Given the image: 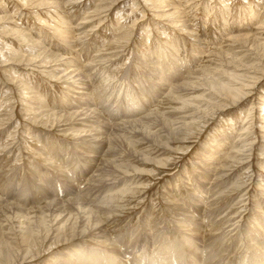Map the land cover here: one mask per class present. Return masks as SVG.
<instances>
[{
  "label": "rangeland",
  "instance_id": "rangeland-1",
  "mask_svg": "<svg viewBox=\"0 0 264 264\" xmlns=\"http://www.w3.org/2000/svg\"><path fill=\"white\" fill-rule=\"evenodd\" d=\"M0 18V264H65L77 245L102 247L77 236L84 206L112 243L101 248L110 264H157L169 244L162 264L261 259L264 53L253 40L264 39V0H0ZM159 76L168 95L154 94ZM209 79L250 87L233 100ZM76 111L103 144L74 138ZM148 114L157 120L137 134L120 129ZM198 223L196 250L183 235Z\"/></svg>",
  "mask_w": 264,
  "mask_h": 264
},
{
  "label": "bare ground",
  "instance_id": "bare-ground-1",
  "mask_svg": "<svg viewBox=\"0 0 264 264\" xmlns=\"http://www.w3.org/2000/svg\"><path fill=\"white\" fill-rule=\"evenodd\" d=\"M56 4V3H55ZM55 6V5H54ZM98 12V11H97ZM168 12H166V14H167ZM173 13V12H172ZM249 14H252V13H249ZM247 17V14L245 15V18ZM1 19V18H0ZM216 19H218V18H216ZM264 25V24H263ZM250 31V30H249ZM249 34V33H248ZM245 34H243V35H241V36H244ZM240 36V37H241ZM245 36H247V40L250 38V37H248V35H245ZM244 36V37H245ZM239 38V37H238ZM238 40V39H237ZM247 40H245V41H247ZM235 41H236V38H235ZM240 41V40H239ZM250 41V40H249ZM206 42V41H205ZM244 42V41H243ZM253 42H254V47H255V45H256V48L257 47H260V50L262 51V54L264 53V39H258V41H257V39H254L253 40ZM249 43V42H248ZM251 43V42H250ZM208 44V43H207ZM172 48V47H171ZM174 48V47H173ZM256 48H254V49H256ZM204 49H205V47H204ZM204 49H202V50H204ZM172 50V49H171ZM173 51V50H172ZM259 51V50H258ZM257 51V52H258ZM176 52V51H175ZM179 52V51H178ZM173 53V52H172ZM76 54V53H75ZM255 55H256V53H255ZM258 55H259V53H258ZM161 56V55H160ZM177 56H178V54H177ZM263 56V55H262ZM144 58V57H143ZM260 58V57H259ZM263 58H264V56H263ZM262 60V59H261ZM160 61V60H159ZM143 62V61H142ZM163 62V61H162ZM148 63V62H147ZM67 64H73V62H68L67 61ZM149 64H150V62H149ZM250 64V63H249ZM261 64V63H260ZM151 65V64H150ZM253 64H251L250 66H252ZM46 66V65H45ZM239 66V65H238ZM85 67H87V65H85L84 66V69H86ZM149 67V66H148ZM247 67V66H246ZM175 68V67H174ZM240 68H242V67H240ZM247 68H249V66L247 67ZM250 68H252V67H250ZM254 68V67H253ZM264 68V67H263ZM76 69H78V68H76ZM257 69V68H256ZM262 68H260V70H261ZM80 71V70H79ZM173 71V76H177V75H179L180 74V72L181 71H178V72H176L177 70H172ZM171 71V72H172ZM240 71V70H239ZM250 71H252L251 69H250ZM249 71V72H250ZM255 71H257V70H255ZM254 71V72H255ZM264 71V69H262V72ZM81 72V71H80ZM87 72V71H86ZM212 72V71H211ZM237 72V71H236ZM243 72H245V70H242V73ZM253 72V71H252ZM260 72V71H259ZM259 72H258V74H259ZM73 73H78V72H76V71H72V74L71 75H73ZM248 73V72H247ZM257 73V72H256ZM189 74H192V73H189ZM201 74V73H200ZM212 74V73H211ZM215 74V73H214ZM184 75V74H183ZM245 75V74H244ZM75 76V75H74ZM228 77H230L232 80H239L240 78H239V76L240 77H242V75H239V73L238 74H233V75H227ZM250 76V75H249ZM254 76H255V74H254ZM260 76V75H259ZM75 77H78V76H75ZM80 77V76H79ZM78 77V78H79ZM164 77L165 76H159V77H157V80H156V83L154 84L155 85V89H154V94L155 95H160V94H164V93H161L162 91H163V88H164V85L168 82V81H170V80H168L167 81V79H164ZM207 78H210L211 80H212V78L211 77H208V76H206ZM77 78V79H78ZM83 78H87V77H84L83 76ZM155 78H156V76H155ZM245 78V77H244ZM250 78V77H249ZM193 79V78H192ZM203 79V78H202ZM209 79V80H210ZM69 80H71V78H69ZM197 80H199V79H197ZM201 80V79H200ZM204 80V79H203ZM202 80V81H203ZM210 80V81H211ZM257 80V79H256ZM201 81V82H202ZM241 81V80H240ZM245 81V80H244ZM200 82V83H201ZM205 82H207V80L205 81ZM209 82V81H208ZM207 82V83H208ZM212 82V81H211ZM196 83V82H195ZM197 83H199V82H197ZM213 83L214 82H212L211 84H210V86L211 85H213ZM236 83H239L238 81L236 82ZM241 83V82H240ZM246 83V82H245ZM158 84H160V86H157ZM206 84V83H205ZM85 85V84H84ZM75 86V85H74ZM82 86V85H81ZM92 86V85H91ZM157 86V87H156ZM172 86H174V84L172 85ZM172 86H170V88L169 89H167V90H164V91H166L167 93H166V95H168L169 93H170V91H172L173 89H172ZM185 86V85H184ZM183 86V87H184ZM187 86V85H186ZM197 86V85H196ZM214 87L213 88H217L218 90H219V92L220 93H222L224 96H230L231 97V99H233V100H238V99H241L242 98V96H246V95H243V94H245V93H243V88H249L250 87V85H248V84H242L240 87L238 86L237 88H234V86L232 87V86H229V85H227V86H224V85H222V83H221V85H220V83L216 86L215 84L213 85ZM236 86V85H235ZM178 87V86H177ZM188 87H191V86H189L188 85ZM199 87V86H198ZM87 88V87H86ZM175 88V87H174ZM179 88H180V86H179ZM186 88V87H185ZM165 89V88H164ZM172 89V90H171ZM186 89H188V88H186ZM113 91V90H112ZM163 91V92H164ZM177 91V90H176ZM179 91V90H178ZM218 92V93H219ZM76 94V93H75ZM78 94H81V93H78ZM82 94H83V92H82ZM95 94V93H94ZM247 94V93H246ZM84 95V94H83ZM92 94H91V90H90V95L89 94H87V96H85L83 99H85V101L86 100H88V102L89 101H91V100H93V97L91 96ZM221 95V94H220ZM80 96H82V95H80ZM79 97V96H78ZM138 98V97H137ZM77 99H82V98H77ZM227 99V98H226ZM82 101V100H81ZM134 101H136V100H134ZM139 101V100H138ZM138 101H136V102H138ZM149 101V100H148ZM87 102V103H88ZM144 102V101H143ZM146 102V101H145ZM80 103V102H79ZM85 103V102H84ZM139 103H142L141 101L140 102H138L137 104H139ZM185 103V102H184ZM73 104V103H72ZM71 104V105H72ZM93 104V103H92ZM128 104V103H127ZM132 104V103H131ZM130 104V105H131ZM150 104V103H149ZM234 104V103H233ZM70 105V104H69ZM74 105V104H73ZM72 105V106H73ZM90 105V104H89ZM141 105V104H140ZM143 105V104H142ZM146 105V104H145ZM148 105V104H147ZM75 106V105H74ZM136 106V105H135ZM129 107V106H128ZM132 107V106H131ZM140 107H143V106H140ZM140 107L139 108H137V109H135L136 111H138L139 109H140ZM70 108V107H69ZM78 108V107H77ZM133 108H135V107H133ZM40 109V108H39ZM79 109V108H78ZM86 109V108H85ZM132 109V108H131ZM131 109H130V111H131ZM81 109H79V111H80ZM87 110V109H86ZM93 110V109H92ZM133 110V109H132ZM262 110H264V108H262ZM83 112H84V109H83ZM88 112H90L91 114H93V112H91L90 110L88 111ZM151 112V111H150ZM43 113H47V112H42L41 113V116H43V115H45V114H43ZM131 113H133V112H131ZM149 113V112H148ZM47 114H49V113H47ZM91 114L89 115L90 116V118H91ZM51 115V114H50ZM94 115V114H93ZM92 115V116H93ZM153 115V114H152ZM152 115H147V116H143V117H141L139 120H135V122L133 121V122H131V123H129V122H127V123H122V124H119L120 125V129H123V128H125V129H123L124 131H131V133L132 134H137V123H139V124H142V123H145V121H148L147 119H149ZM155 115V114H154ZM68 116H70V117H77V118H79V119H81V118H83L82 120H81V123L79 124V126L80 127H78V128H76V132L74 133V138L76 139V140H79V139H82L83 141H84V143L86 144V140L85 139H88L89 141H92L93 143L95 142H98V143H101V144H103L104 143V141H101L100 139H101V137L103 138V134L101 135L100 134V131L98 132L97 130H94V128H95V126L97 125H91V124H87L86 122H88V121H90L89 120V118H87V112L86 113H77V111L76 112H73V113H69L68 114ZM85 116V117H84ZM97 116V115H96ZM54 117H56L55 119H59L58 121L60 122L61 121V119L63 118V117H65V116H54ZM124 117V116H123ZM127 117V116H126ZM156 117L157 116H153V117H151L150 119L152 120V118L153 119H156ZM66 118V117H65ZM94 119H95V117H93ZM54 119V120H55ZM79 119H77V120H79ZM94 119H93V121H94ZM97 119V118H96ZM127 120V119H126ZM125 120V121H126ZM157 120V119H156ZM224 120V119H223ZM96 121V120H95ZM91 122V121H90ZM107 122V121H106ZM173 122H175V121H173ZM100 123V122H99ZM150 123V122H149ZM172 124V123H171ZM175 124V123H174ZM177 124H179V123H177ZM176 124V125H177ZM181 124V123H180ZM244 124V123H243ZM160 125V124H159ZM183 127L185 126V124L184 123H182L181 124ZM98 126V125H97ZM139 126V125H138ZM168 126V125H167ZM169 126H170V124H169ZM87 127H90V128H87ZM101 127V126H100ZM102 127H103V125H102ZM104 127H106V126H104ZM128 127H130L129 128V130H127V128ZM166 127V126H165ZM97 129H98V127H96ZM172 128V127H171ZM170 128V129H171ZM94 130V133H93V130ZM100 129V128H99ZM135 129V130H134ZM162 129V128H161ZM164 129V128H163ZM169 129V128H168ZM140 130V129H139ZM163 131H165V130H163ZM104 132H106V131H104ZM103 132V133H104ZM167 132V131H166ZM101 133H102V131H101ZM174 133V132H173ZM177 133V132H176ZM107 134V133H106ZM155 134V133H154ZM167 134L169 135V133L167 132ZM101 135V136H100ZM161 136V135H160ZM99 137V138H98ZM105 138V137H104ZM103 138V139H104ZM131 138V137H130ZM109 139V138H108ZM108 143V142H107ZM77 145H81L80 144V142L77 144ZM99 145V144H98ZM75 146V145H74ZM79 147H83L84 148V146L82 145V146H79ZM83 148H82V150H83ZM89 148V147H88ZM85 149V148H84ZM92 150H94L93 148H92ZM107 150V149H106ZM89 152V151H88ZM86 154V153H85ZM95 157V156H94ZM88 158H89V160H90V165L89 166H93L92 168H94L95 167V170H94V172L93 173H95V172H97V171H99L100 169H99V166H101L100 165V163L98 164V165H96V161H95V159H92L93 158V156H88ZM98 159V158H97ZM102 160V159H101ZM98 163V162H97ZM95 187V186H94ZM98 194H100V193H98ZM109 193H107L106 194V197H104V200H105V198H106V200H105V205L106 206H108L110 203H111V200L113 199V201H114V199L118 196V194H119V192H114V193H112V194H110V195H108ZM97 196V195H96ZM102 197H103V195H102ZM70 200V199H69ZM69 200H67V201H69ZM82 200V199H81ZM66 201V202H67ZM112 201V202H113ZM58 202V201H57ZM52 204V203H51ZM68 204H70V205H74V206H77V204H78V201L77 200H73V201H70V202H68ZM16 206V205H15ZM112 206V205H111ZM51 207V210L54 212V213H57V214H55V215H52L51 214V216H52V218H53V216H54V218H55V220H54V222H57V220L58 219H60L61 217H62V214L64 213L63 211L61 212V210H60V208H59V205H58V203H55V205H51L50 206ZM80 207V206H79ZM85 207V206H84ZM84 207H82V208H76V209H82L83 211H82V213H83V217H85L84 219H86V220H84V221H80V232H79V234L77 235V236H82V237H85V236H87V235H91L90 237H92L91 238V242H93L92 244H94V245H99V246H102V247H107V246H111L112 245V243H110L109 245L108 244H106V242H105V240H104V233H103V230H101V228H102V225L100 224V222H97L93 217H92V215H91V213L88 211H85L83 208ZM17 208V207H16ZM58 208V209H57ZM42 209V208H41ZM62 209V208H61ZM51 211V212H52ZM78 211V210H77ZM76 211V212H77ZM98 211V210H97ZM43 212V211H42ZM108 212V211H107ZM109 213V212H108ZM66 214V213H65ZM73 214V213H72ZM80 214H81V212H80ZM100 214V213H99ZM77 215V214H76ZM78 215H79V213H78ZM95 215H96V213H95ZM50 216V215H49ZM64 216V215H63ZM56 217H57V219H56ZM73 217V216H72ZM43 218V217H42ZM51 218V217H50ZM66 218V217H65ZM79 218V217H78ZM81 218V217H80ZM98 218V217H97ZM186 218V217H185ZM184 218V219H185ZM188 218V217H187ZM186 218V219H187ZM21 219V218H20ZM48 219V218H47ZM69 219V218H68ZM12 220V219H11ZM53 220V219H52ZM51 220V221H52ZM72 220H74V218L72 219ZM83 220V219H82ZM106 220V219H105ZM253 220H255V219H253ZM70 221V220H69ZM67 219L65 220V222L62 224V225H59L56 229H54V231H60V230H62L66 225L68 226L69 224H67V222H69ZM75 221V220H74ZM256 221V220H255ZM53 223V222H52ZM189 223V222H188ZM205 223V222H204ZM58 224V223H57ZM78 224V223H77ZM189 224H191V225H193L192 223H189ZM73 225V224H72ZM104 225V224H103ZM74 226V225H73ZM194 226V225H193ZM52 227V226H51ZM53 227H56V225L55 226H53ZM61 227V228H60ZM73 228V227H72ZM72 228H70L69 230H71ZM76 227L74 226V230H76L75 229ZM77 229H78V227H77ZM199 229H201V227H200V225H199V223H198V225L196 226V231H195V234H194V236H192L193 234L191 233V236L190 235H188V234H184L183 236H185V237H183L184 238V240H185V243H188V245L190 244V247L192 246L193 248H195L196 250H199V247H200V245H198L196 242H199V240L197 239L198 238V233H201V231L199 232ZM223 229V228H222ZM256 229V228H255ZM50 230V229H49ZM52 230V229H51ZM50 230V231H51ZM192 230V229H191ZM252 228H249V229H247L246 230V233H245V235H248V236H251L250 235V232H252ZM48 231V230H47ZM256 231V230H255ZM75 234V233H74ZM260 234V233H259ZM71 235H73L72 233H71ZM76 235V234H75ZM257 235V234H256ZM261 235H263V233L262 234H260V236ZM47 236V235H46ZM76 236V237H77ZM79 236V237H80ZM189 236L190 237H192L191 239H189ZM253 237H254V235H252ZM251 236V237H252ZM72 237V236H71ZM103 237V238H102ZM257 238H259V237H257ZM89 239V238H88ZM260 239V238H259ZM73 240V239H72ZM108 241V240H107ZM119 241V240H118ZM148 241V240H147ZM112 242V241H111ZM144 242V241H143ZM83 244V243H82ZM82 244H80V245H77L75 248H73L74 246H72L71 248H73V250H71V252L70 253H64V254H66L65 255V260H64V262H65V264H68V263H74V264H82V263H84L85 261H86V259H87V261H88V263H84V264H102L101 262L102 261H106V264L108 263V264H110V263H112V261H113V258H112V256H110V255H112V254H110L109 252L107 253V252H105L104 250H101V248L102 247H100V248H98V249H95V247L93 248V249H90V250H85V248H84V246L82 245ZM113 244H114V242H113ZM195 244V245H194ZM256 245V244H255ZM261 245H264V242L262 243L261 242ZM261 245H259V248L257 249L259 252H257V253H255V255L256 254H258V255H260V253H261V255L263 254V256L261 257V259H259V261L258 262H256L255 264H264V253H262V252H264V247H261ZM115 246V245H114ZM205 246V245H204ZM109 248V247H108ZM164 248V247H163ZM256 248V247H255ZM114 250V249H113ZM256 250V249H255ZM204 251V250H203ZM202 251V253H204ZM111 252H112V250H111ZM174 252H176V249L174 250L172 247H171V245L169 244V246H168V248H165V249H163V251H162V253H165L168 257H167V259H170L171 258V256L173 255V253ZM208 252V251H207ZM253 252V251H252ZM101 253H106V255L105 256H102L103 254H101ZM161 253V254H162ZM107 254H109V256L107 255ZM169 255H171V256H169ZM204 256H205V254H203ZM163 256V255H162ZM162 256H160V257H158L157 258V260H156V262H157V264H162L165 260H167V259H165V257H162ZM214 256V255H213ZM253 256V255H252ZM173 257V256H172ZM254 257H256V256H254ZM125 258V257H124ZM116 259V258H115ZM121 259V258H120ZM154 259V256H151V257H149L148 258V261H152ZM255 259V258H254ZM57 259H55V260H53V259H50L49 260V262H51V261H56ZM119 261V260H118ZM127 261V260H126ZM116 263V262H115ZM51 264V263H50ZM53 264V263H52ZM147 264V263H146ZM151 264V263H150ZM156 264V263H155ZM195 264V263H194Z\"/></svg>",
  "mask_w": 264,
  "mask_h": 264
}]
</instances>
